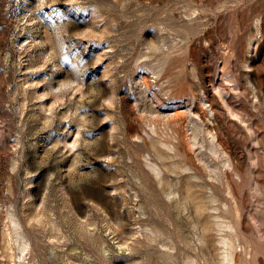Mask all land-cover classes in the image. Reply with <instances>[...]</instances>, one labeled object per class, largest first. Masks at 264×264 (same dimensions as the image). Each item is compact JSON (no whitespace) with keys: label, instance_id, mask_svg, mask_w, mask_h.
<instances>
[{"label":"rangeland","instance_id":"374dc122","mask_svg":"<svg viewBox=\"0 0 264 264\" xmlns=\"http://www.w3.org/2000/svg\"><path fill=\"white\" fill-rule=\"evenodd\" d=\"M0 264H264V0H0Z\"/></svg>","mask_w":264,"mask_h":264}]
</instances>
